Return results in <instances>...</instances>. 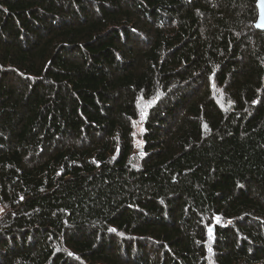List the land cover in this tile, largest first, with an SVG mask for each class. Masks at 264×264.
<instances>
[{
	"label": "trees",
	"instance_id": "trees-1",
	"mask_svg": "<svg viewBox=\"0 0 264 264\" xmlns=\"http://www.w3.org/2000/svg\"><path fill=\"white\" fill-rule=\"evenodd\" d=\"M258 16L0 0V264H264Z\"/></svg>",
	"mask_w": 264,
	"mask_h": 264
},
{
	"label": "rangeland",
	"instance_id": "rangeland-1",
	"mask_svg": "<svg viewBox=\"0 0 264 264\" xmlns=\"http://www.w3.org/2000/svg\"><path fill=\"white\" fill-rule=\"evenodd\" d=\"M137 129H139L141 133L143 131L142 125L139 124V126H137ZM138 137L140 138V135ZM10 202H11V197H10L9 186L8 185L0 186V220L4 219L2 216L6 215V212H8ZM3 222L4 220L0 221V224H2Z\"/></svg>",
	"mask_w": 264,
	"mask_h": 264
},
{
	"label": "water",
	"instance_id": "water-1",
	"mask_svg": "<svg viewBox=\"0 0 264 264\" xmlns=\"http://www.w3.org/2000/svg\"><path fill=\"white\" fill-rule=\"evenodd\" d=\"M257 7L259 16L256 22V28L264 32V4H262L261 0H257Z\"/></svg>",
	"mask_w": 264,
	"mask_h": 264
},
{
	"label": "snow or ice",
	"instance_id": "snow-or-ice-1",
	"mask_svg": "<svg viewBox=\"0 0 264 264\" xmlns=\"http://www.w3.org/2000/svg\"><path fill=\"white\" fill-rule=\"evenodd\" d=\"M261 2H262V4H264V0H261ZM255 102V101H254ZM110 231H115V229H110ZM211 232H212V229L211 228H209V233L211 234ZM211 250V249H210Z\"/></svg>",
	"mask_w": 264,
	"mask_h": 264
}]
</instances>
